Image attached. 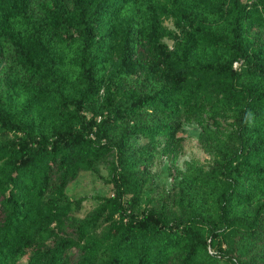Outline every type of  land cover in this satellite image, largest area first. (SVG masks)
<instances>
[{
	"label": "trees",
	"instance_id": "trees-1",
	"mask_svg": "<svg viewBox=\"0 0 264 264\" xmlns=\"http://www.w3.org/2000/svg\"><path fill=\"white\" fill-rule=\"evenodd\" d=\"M0 264H264V0H0Z\"/></svg>",
	"mask_w": 264,
	"mask_h": 264
},
{
	"label": "rangeland",
	"instance_id": "rangeland-1",
	"mask_svg": "<svg viewBox=\"0 0 264 264\" xmlns=\"http://www.w3.org/2000/svg\"><path fill=\"white\" fill-rule=\"evenodd\" d=\"M165 24L176 29L173 19L166 18ZM164 40L171 46L174 39L170 36L164 37ZM201 125L196 121H187L184 124V130L180 131L182 135L181 150L177 159V167L189 171L191 174L199 171L201 168H208L212 160L210 153L200 140ZM177 167L172 166V159L166 153H160L155 156L152 164V185L156 191H162L165 187H170L176 182ZM108 169L105 164L99 166L97 171H83L78 180L71 184L70 190L74 196L85 195V200L81 208L77 211L80 216L86 215L97 204V196L111 194L113 186L106 181ZM157 193V192H156Z\"/></svg>",
	"mask_w": 264,
	"mask_h": 264
},
{
	"label": "built area",
	"instance_id": "built-area-1",
	"mask_svg": "<svg viewBox=\"0 0 264 264\" xmlns=\"http://www.w3.org/2000/svg\"><path fill=\"white\" fill-rule=\"evenodd\" d=\"M240 63H241V60H236V61L234 62V66H235V67H238V66L240 65Z\"/></svg>",
	"mask_w": 264,
	"mask_h": 264
}]
</instances>
